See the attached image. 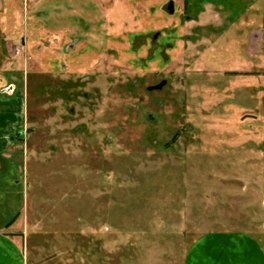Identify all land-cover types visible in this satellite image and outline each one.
<instances>
[{
	"label": "rangeland",
	"instance_id": "1",
	"mask_svg": "<svg viewBox=\"0 0 264 264\" xmlns=\"http://www.w3.org/2000/svg\"><path fill=\"white\" fill-rule=\"evenodd\" d=\"M114 2L0 0L18 90L0 139L43 264L52 244L73 264H181L212 230L264 239V59L246 50L264 0H130L117 20Z\"/></svg>",
	"mask_w": 264,
	"mask_h": 264
},
{
	"label": "crops",
	"instance_id": "2",
	"mask_svg": "<svg viewBox=\"0 0 264 264\" xmlns=\"http://www.w3.org/2000/svg\"><path fill=\"white\" fill-rule=\"evenodd\" d=\"M127 1L130 0H115L108 11V16L117 20L120 14L119 10L122 8L120 5ZM139 1H153L150 6H154L156 11H159V6L167 0ZM220 6L217 5L218 8ZM209 7H212V4L203 6V9ZM89 8L91 7L89 6ZM247 25L255 27L256 23L249 20ZM262 43H264V21L261 19L258 26L247 35L246 50L250 57L261 55L264 59V53L257 50ZM255 57L254 59H256ZM16 95L18 96V93ZM14 98L11 100L16 101L17 98ZM11 100L0 97V128L13 120L11 107L4 105ZM15 151H17L16 145L4 143L0 139V264H43V261L47 259H43L46 252L43 247V222L37 218L29 219L25 214L26 188L24 180L20 183L10 174L13 168L10 161L14 159ZM118 244L119 248H122L121 243ZM52 248V252L47 249V253L51 255L48 258L49 262L53 263V260L61 259V264H73L71 255L74 254V251L59 252L54 244H52ZM117 252L120 253L121 258V250L117 251V248H114L115 256H117ZM87 262L90 264L89 260H84L82 264ZM115 264H122L121 259ZM181 264H264V239L245 231L212 230L203 233L193 241L190 247L184 251Z\"/></svg>",
	"mask_w": 264,
	"mask_h": 264
},
{
	"label": "flooded vegetation",
	"instance_id": "3",
	"mask_svg": "<svg viewBox=\"0 0 264 264\" xmlns=\"http://www.w3.org/2000/svg\"><path fill=\"white\" fill-rule=\"evenodd\" d=\"M171 1L172 0H167L166 1V3H165V6H164V8L165 9H168V10H172V7L173 6H175V5H173V3H171ZM18 5V4H17ZM18 7H19V5H18ZM7 10L8 9H6V7L4 8V12L6 13L7 12ZM26 10V22L24 21L23 22V25L26 27V28H28L27 26L28 25H31V23H32V15H29L28 13H27V9H25L24 7H23V11H25ZM4 13V14H5ZM35 15V14H34ZM34 15H33V18H34V20H35V17H34ZM21 24H22V22H21ZM12 36V35H11ZM9 37V36H8ZM10 39H11V37H9ZM14 58V60H13V62L15 63V64H17V59H20V58H17V57H13ZM10 81V78L9 77H5V81L4 82H2L1 84H0V97L1 98H4V97H12V96H14L15 94H17L18 92V90H17V87L14 85V84H12L11 82H9ZM1 82V81H0ZM22 133V131H19V132H17L16 133V135L15 136H17L18 137V139H20L19 138V136H20V134ZM16 137V138H17Z\"/></svg>",
	"mask_w": 264,
	"mask_h": 264
},
{
	"label": "water",
	"instance_id": "4",
	"mask_svg": "<svg viewBox=\"0 0 264 264\" xmlns=\"http://www.w3.org/2000/svg\"><path fill=\"white\" fill-rule=\"evenodd\" d=\"M255 51H257L256 49H254Z\"/></svg>",
	"mask_w": 264,
	"mask_h": 264
}]
</instances>
